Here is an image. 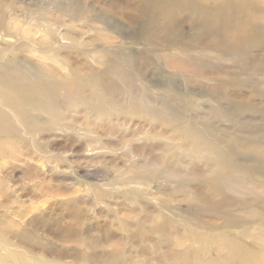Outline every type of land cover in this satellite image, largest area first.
I'll return each instance as SVG.
<instances>
[{
  "label": "rangeland",
  "instance_id": "1",
  "mask_svg": "<svg viewBox=\"0 0 264 264\" xmlns=\"http://www.w3.org/2000/svg\"><path fill=\"white\" fill-rule=\"evenodd\" d=\"M172 9L0 0V264L264 257V32Z\"/></svg>",
  "mask_w": 264,
  "mask_h": 264
},
{
  "label": "bare ground",
  "instance_id": "2",
  "mask_svg": "<svg viewBox=\"0 0 264 264\" xmlns=\"http://www.w3.org/2000/svg\"><path fill=\"white\" fill-rule=\"evenodd\" d=\"M117 3L127 4V0H110ZM148 5L151 6L152 12L150 13L151 18H166L173 19L175 12L172 9L173 4L179 3H191L194 8L202 10L203 16L211 17L216 15L222 24V29L224 26H232L231 31L236 28V31L240 32L242 29L247 27V31L252 33L264 32V23L262 22L264 0H146ZM70 10L74 11V6L70 5ZM206 12V14H205ZM262 12V13H261ZM100 16L96 18L99 20ZM241 20V21H240ZM235 23H237L235 25ZM241 25V26H240ZM237 26V27H235ZM4 32L8 36L17 32V23H4L2 26ZM210 33L218 37L222 33V29H217L215 27H209ZM50 30V34H51ZM225 38V37H223ZM227 43V37L225 38V44ZM225 46V45H224ZM240 245L230 246V252L224 261H218L217 259H201L198 255L194 257L195 264H230L233 259L242 258V264H263L262 260L263 252L261 254H252L246 250L241 249Z\"/></svg>",
  "mask_w": 264,
  "mask_h": 264
}]
</instances>
